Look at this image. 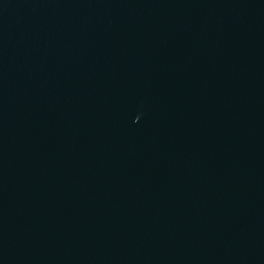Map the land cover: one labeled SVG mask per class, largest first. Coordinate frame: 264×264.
<instances>
[{
	"label": "water",
	"instance_id": "1",
	"mask_svg": "<svg viewBox=\"0 0 264 264\" xmlns=\"http://www.w3.org/2000/svg\"><path fill=\"white\" fill-rule=\"evenodd\" d=\"M259 0H0V264H99L192 91Z\"/></svg>",
	"mask_w": 264,
	"mask_h": 264
}]
</instances>
